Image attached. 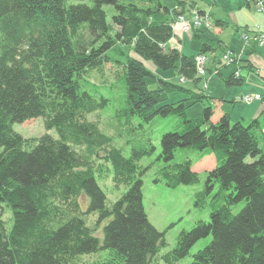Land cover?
I'll use <instances>...</instances> for the list:
<instances>
[{"label": "trees", "instance_id": "16d2710c", "mask_svg": "<svg viewBox=\"0 0 264 264\" xmlns=\"http://www.w3.org/2000/svg\"><path fill=\"white\" fill-rule=\"evenodd\" d=\"M170 1L94 0L88 6L68 0H0V264L152 262L165 240L145 214L142 179L150 166L139 162L156 148L149 135L130 157L113 146V136L135 130L134 118L144 124L155 118L177 120L160 139L154 183L170 189L197 185L193 166L207 155L214 159L203 189L194 196L196 209L209 208V222L182 231L163 261L177 264L195 243L211 236L190 264H264L260 123H233L228 114L213 123L211 104L203 105L207 96L161 79L135 58L173 70L186 81H200L194 57L167 44L175 15L204 13L198 0ZM104 6L114 9L112 28ZM213 24L223 27L220 21ZM122 43L131 45L125 61L112 60L108 52ZM215 49L204 43L200 53ZM107 64L116 66L115 76L126 90L108 128L112 135L87 119L110 102L89 93L88 75L101 74ZM226 83L239 86L241 81L233 75ZM173 92L189 93V98L165 103ZM189 100L203 105L194 118L186 113ZM37 118L58 138L45 134L27 141L13 131L14 124ZM179 149L197 156L176 162ZM107 165L114 187L125 190L111 205L96 182L110 170ZM82 198H88L87 206H81ZM4 210L11 213L8 228Z\"/></svg>", "mask_w": 264, "mask_h": 264}, {"label": "rangeland", "instance_id": "374dc122", "mask_svg": "<svg viewBox=\"0 0 264 264\" xmlns=\"http://www.w3.org/2000/svg\"><path fill=\"white\" fill-rule=\"evenodd\" d=\"M94 0H68L70 4L82 3L92 5ZM246 1V0H245ZM166 5L172 4L170 0H163ZM254 3V2H248ZM255 4V3H254ZM197 8L204 14H199L195 10H190L185 15H175L173 23V38L168 42L167 47L175 49L185 56H193L200 64L197 73L200 81L197 83L189 82L180 78L173 70H160L152 61L140 60L145 68L172 84L179 85L193 93H200L209 99L203 101V105L211 104L213 108L212 122L216 123L224 114L230 115L233 123L241 122L248 125L254 120L260 123L259 128L264 135V44L258 43L257 37L263 34L255 24L246 16V14L236 5L233 0H198ZM258 8V7H257ZM107 16V24L112 28L111 17L114 9L110 6H104ZM259 10V9H258ZM178 11V10H177ZM261 12V11H260ZM178 14V13H177ZM195 15H200L202 24L195 27L191 20ZM222 22L223 27H214V22ZM246 33L249 38V44L245 50L244 57H236L235 61L228 63L224 56L228 52L237 54L243 48L241 34ZM220 42V43H219ZM204 43H207L214 51L206 54L200 53ZM217 43H219L217 48ZM125 44V45H124ZM131 45L126 43L119 44L117 50H110L108 56L112 60L125 61ZM121 52V53H120ZM239 71V75L235 71ZM116 66L107 64L101 74L99 71H91L88 75L93 84L89 93L95 99L105 98L110 100L107 107L87 117L89 121H97L99 127L107 134L112 135L114 131L108 130L109 126L115 123L117 108L126 95L125 84L119 78H116ZM239 78V86H228L226 79L233 76ZM258 96L259 100H253L250 104H241L238 99L243 96ZM189 98V93L173 92L168 95L165 103H176L177 101ZM193 100L186 101L189 105L187 116L194 118L202 109V103H192ZM177 120L175 118H155L149 124H144L134 118L132 120L135 130L124 131L122 136H113V146L121 149L124 157H130L134 147H141L149 135L156 150L150 157H144L140 160L141 166H150L144 175L142 181V203L148 221L160 232L164 233L165 245L150 264H166L162 257L170 253L177 241L178 235L182 231H189L200 221L209 222V208L198 210L194 207V196L203 189L206 172L214 166L213 156L207 155L198 161L192 168L199 175V183L194 186H179L175 189L166 188L162 183H154L158 162L157 156L160 154V139L163 134L172 131ZM143 128L138 127L139 124ZM13 131L19 134L24 140H35L45 134L58 138L56 131H47L44 127L42 118H37L23 124H14ZM260 149L264 151V141L259 143ZM197 156L196 151L179 149L175 154V161H181L184 157L194 159ZM108 166V165H107ZM104 175L96 176V182L106 197L108 205L115 203L124 193L123 188L116 189L112 182V170ZM86 199V201H85ZM80 200L81 206H87L88 198ZM243 204H238L232 208L233 213H237ZM82 207V209H84ZM86 209V208H85ZM8 228L11 225V213L4 210L2 217ZM101 231V228H100ZM211 241V236L199 240L189 250V254L180 260L177 264H190L192 257L198 251L206 247Z\"/></svg>", "mask_w": 264, "mask_h": 264}, {"label": "built area", "instance_id": "2783aa9c", "mask_svg": "<svg viewBox=\"0 0 264 264\" xmlns=\"http://www.w3.org/2000/svg\"><path fill=\"white\" fill-rule=\"evenodd\" d=\"M246 2H254L256 4V6L258 7L259 11H261V12L264 11L260 0H246ZM201 20H202V18L200 15H195L193 17V19L191 20V24L195 27H198L202 24ZM246 35H247L246 33L241 34V41L243 42V48L239 54H233L232 52H228L225 54L224 59L228 63L235 61L236 57L241 58L243 56L244 51L246 50V48L249 44V38ZM257 40H258V43L260 45H263L264 44V34H259L257 37ZM198 60H200V58ZM198 60H196V64H198L197 65V73L199 72V74L203 75L202 71H199L200 64H199ZM260 98H261L260 95L254 96V97L247 95V96H243L242 99H238L237 101H239L241 104H250V102H252L253 100H259Z\"/></svg>", "mask_w": 264, "mask_h": 264}, {"label": "crops", "instance_id": "0c3cea01", "mask_svg": "<svg viewBox=\"0 0 264 264\" xmlns=\"http://www.w3.org/2000/svg\"><path fill=\"white\" fill-rule=\"evenodd\" d=\"M236 5L246 14L255 26L264 34V11L260 12L254 3L245 0H233ZM264 9V0H260Z\"/></svg>", "mask_w": 264, "mask_h": 264}]
</instances>
